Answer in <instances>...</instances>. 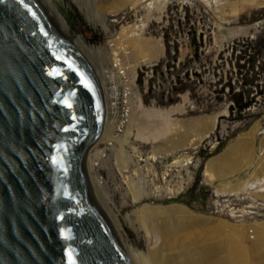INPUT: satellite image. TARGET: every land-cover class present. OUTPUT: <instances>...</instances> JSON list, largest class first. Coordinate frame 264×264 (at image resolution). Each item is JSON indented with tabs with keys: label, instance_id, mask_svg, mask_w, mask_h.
<instances>
[{
	"label": "rangeland",
	"instance_id": "1",
	"mask_svg": "<svg viewBox=\"0 0 264 264\" xmlns=\"http://www.w3.org/2000/svg\"><path fill=\"white\" fill-rule=\"evenodd\" d=\"M81 1L98 16L95 26L68 0L100 48L114 83V101L106 124L114 139L110 144L99 142L91 149L87 160L91 156L97 159L94 167L87 163V168L95 199L118 226L116 232L132 249L145 255L146 233L152 226L143 221L145 214L141 208L147 204L171 206L175 210L177 206L180 209L175 210L177 215L181 212L186 218L205 222L212 228V234L216 233L212 235L216 241L228 242L229 255H240L239 260L246 262L243 264H264V179L256 167L258 163L264 164V148L261 149L264 146V6L259 5L262 0H183V4H179L181 0H144L125 3L126 7L122 8L128 9L118 11H112L117 6H109L106 0ZM127 29L129 38L160 39L162 56L144 62L141 56L144 49L135 46L139 51L136 58L131 62L123 60L119 51H112L109 45L126 39L122 35ZM112 52L116 54L114 60ZM112 61L117 62L115 72ZM119 64L124 69H119ZM116 69L121 70V75L129 72L128 77H123L135 85L129 115L139 119V125L143 120L141 113L146 109L183 105L182 112L172 115L179 122L169 136L175 142L181 140L184 146L170 151L164 138L153 143L134 140L132 136L129 143L123 144L128 128L135 133L136 122L128 123L122 137L115 136L114 120L120 112L122 98ZM106 126L103 131L108 129ZM190 145L198 146V150L193 152ZM237 145L236 162L229 169L233 164L237 168L241 164L239 171L225 177L207 173L206 162L212 159L213 163H223L224 155L228 154L229 158V151ZM183 153L190 162L187 169L181 166ZM246 181L250 185L243 192L238 191ZM130 189L160 198L142 196L144 199L136 202ZM168 190L175 192L163 196Z\"/></svg>",
	"mask_w": 264,
	"mask_h": 264
},
{
	"label": "water",
	"instance_id": "2",
	"mask_svg": "<svg viewBox=\"0 0 264 264\" xmlns=\"http://www.w3.org/2000/svg\"><path fill=\"white\" fill-rule=\"evenodd\" d=\"M113 101L68 0H0V264H137L86 172Z\"/></svg>",
	"mask_w": 264,
	"mask_h": 264
},
{
	"label": "bare ground",
	"instance_id": "3",
	"mask_svg": "<svg viewBox=\"0 0 264 264\" xmlns=\"http://www.w3.org/2000/svg\"><path fill=\"white\" fill-rule=\"evenodd\" d=\"M72 1L79 7L81 12L84 14L86 19L89 21V24L95 26L96 22L98 20L97 19L98 16L94 13V10L91 9L86 3L82 2L81 0H72ZM106 1H107L106 3L109 6L110 5H114V7L117 6L112 11H118L120 9H123V10H127L128 9V8H122L123 6H125V3L129 2L130 4H136V3H140L141 1H144V0H106ZM181 1L179 2V4H183L184 1L183 0H181ZM259 5L264 6V0H262V2ZM147 7H149V4L147 5ZM111 8H113V7L111 6ZM217 18H218V15H217ZM139 29L141 30V28H139ZM128 32H130V30L127 29L122 35V37L126 36L127 37L126 39H124L122 41H118V42L113 44L114 47L116 49H118V51H119L118 53L121 54V55L120 54L119 55L123 58V60H125L126 62L127 61L131 62L134 58H136L135 55L139 51L137 52V48H135V46H138L139 48L144 49V51H145L144 53L145 54L141 55L142 59L144 58V62H150L151 59H157L158 57L160 58L162 56L163 51H162V47L161 46H163V45L161 44L160 39H156L155 40V39H149V38H147V39H145V38H139V39L138 38H129L128 37ZM135 35L139 36V34H136V33H135ZM117 44H119L118 47H117ZM98 50L100 52V48H98ZM114 55H116V54H114ZM139 55H140V53H139ZM143 56H145V57H143ZM122 58L119 59L120 63L122 61ZM116 61H118V60H116ZM114 64H115V67H116L117 62L114 61ZM123 65H124V62H123ZM123 65L119 64V66H120L119 69H124ZM117 72H119V71H117ZM120 72H121V70H120ZM120 72H119L118 75H121ZM128 73L129 72H126L123 75L127 76ZM123 75H122V77H123ZM134 75H135V73H134ZM182 106L181 105H176V106H172V107L166 108V109H155V108L146 109V110H144L141 113L142 114L141 117H142L143 120H142V124H140V125L137 123V120H138V122L140 121L139 119L135 118L134 116H130V120H129L128 123L136 122V124H137L136 128H135L136 131H135V133L132 134L131 130L128 128V130L125 132V136L123 138V142L122 143L123 144L125 142L129 143L128 139L130 138V136H132V137H134V140H138V139H142V140H146V141L150 140V141H153V143L158 142V140H156V139H159V138L163 139L164 138L163 139L164 141L163 140L162 141L164 142L165 145H167L166 147L170 148V151H172V149L174 150L175 147L184 146V144H182L181 140L180 141L178 140L177 142H175L176 139L173 140V138L171 136H169L170 133H173L175 131L176 125L179 122V120H177L176 118H172V115L174 113H176V112H182V110H183ZM129 114H130V111H129ZM257 124H258V122H257ZM258 125H260V124H258ZM106 127H108V126H106ZM101 132H100V135H99L98 140L96 141L95 145L97 143H99V142L102 143V142H106V141L108 142V144H110V142H112L113 139H114L112 134H111V128L108 127V129H106L105 131L102 130ZM95 145H93V147H91L87 151V154H86L87 155L86 156V172H87V174H89L88 173V168H87V163H89L90 168L94 167L93 164L95 165V163H96V162H94L95 158H92L93 156H91V155H90L91 159H89V161L87 160L88 157H89V152L91 151L92 148L95 147ZM234 145H236V144L234 143ZM238 146L239 145H237L236 148H232V150L229 151V158L227 156L228 154L224 155V159L225 160L223 161V163L222 162L213 163L211 161L212 159L210 161L206 162V171H207V173H209L211 176H214V177H225V176H227V175H229L231 173L236 172L238 169L243 167L241 164L236 163V164L239 165L238 168L233 164L232 169L231 170L229 169V167L231 166L233 161H235L234 160V158H235L234 156H236V152L238 150V148H237ZM129 147H131V146L129 145ZM191 147H190V149H191ZM263 148H264V146L261 149H263ZM133 150H134V148H133ZM184 150H186V148H184ZM196 150H198V146L192 147V151L193 152H196ZM118 152H119V150H118ZM262 153H263V151H262ZM95 154L96 153H94L93 155H95ZM121 154L122 153H120V155ZM153 154L154 155L156 154L155 150L153 151ZM185 154L186 153L181 154V156H182V160L181 161L183 162V165L181 164V166H183L184 169H187L186 166L190 162H188V158H186L184 156ZM232 154H233V156H232ZM97 155L99 156V154H97ZM193 155H194V153H193ZM189 156H191V154H189ZM189 156H187V157H189ZM121 157H123V156H121ZM117 158H118V156L116 157V159ZM183 158L186 159V160H184ZM189 158H190L189 160H192L191 157H189ZM96 159H95V161H96ZM119 159H120V157H119ZM195 159L198 160L197 158H194V160ZM197 163H198V161H195V165H197ZM247 164H248V162H247ZM122 165H124L123 162H122ZM243 165H245V164H243ZM250 165H251V163H250ZM257 166H258V169H259L258 170L259 173H262V175H263L262 178L264 179V164L258 163L256 165V167ZM117 169H119V168L117 167ZM119 170H120V172L122 171L121 169H119ZM111 176L113 177V175H111ZM88 178H89V175H88ZM93 181H91V182H93ZM260 181H261V179H260ZM89 182H90V179H89ZM94 184L96 185V182H94ZM248 184H249V182L246 181V183H243L242 185H240L237 188L238 191H242L243 192V190L246 189ZM223 186H224V184H223ZM177 190H179V188ZM131 191L133 193L132 195H133L134 201H136V202L138 200H141V198L144 199V197L148 198V197L152 196V198L153 197L160 198L159 195H158L159 196L158 197V196H155V194L142 195L141 191L138 192V191H135V189L131 190ZM174 192H175L174 190L173 191L168 190L166 192V195L164 194L163 196L167 197V195H171V193H174ZM142 196H144V197H142ZM146 205H144L141 208L142 213H144L145 215L141 214V211H140V214L142 216L144 215L142 217L143 221L145 223L151 224L150 226H152V228H150L149 230L147 229L148 233H149L150 230H151V232L153 231L149 235H148V233H146L147 231L146 232L144 231L146 233V235L148 236L147 237V239H148L147 254H145V255L142 254L140 251L136 250V248L132 249L131 246L126 243V241L124 240L122 235L120 234L121 235L120 236L118 234L121 237V239L123 240V242L125 243V245L127 246V248L130 250V252H131V254H132V256L135 259L137 264H243V263H246V262L242 263L240 261L241 258H242L240 255L239 256L238 255H234V254L229 255V245L230 244L228 245V242L227 243L226 242H220L219 239H217V241H216L213 238V236H212L214 234V231H213V234H212V228L210 229L209 228L210 226L208 227L206 224H204L205 222L203 223V222H201L199 220H193L191 217L189 218L188 216L186 218V216L184 217V215L183 216L180 215L181 212H180V214H178L181 217L178 216L176 214L178 212H176V211L180 210V209L177 206H176L177 209L175 208V210H176L175 211L174 209H172L171 206H170L171 208L170 207L169 208L168 207L167 208H164V207L162 208V206L161 207H156V206L152 207V206H148V205L146 206ZM173 207H175V206H173ZM172 210H174V212ZM106 216H107V214H106ZM109 216H110V214H109ZM107 218L109 219L108 216H107ZM111 220H113V219H111ZM111 220L109 219L110 222H111ZM113 222H114V220L111 222V224ZM139 223L141 224V222H139ZM113 224H115V223H113ZM115 226H117V225L115 224ZM115 226H113V227L115 228ZM117 228H118V226L115 229L116 231L118 230ZM152 229H154V230H152ZM143 230H144V228H143ZM262 233H264V231ZM263 235L264 234H262V236ZM258 236L256 235V237H258ZM259 240H262L260 238V236H259ZM254 244H255V242H254ZM256 245H257V243H256ZM262 245L260 244V247ZM258 249H256V251ZM261 253H263V252H261ZM257 261H259V260H257ZM262 261L264 262V255L262 257ZM257 264H259V262Z\"/></svg>",
	"mask_w": 264,
	"mask_h": 264
},
{
	"label": "built area",
	"instance_id": "4",
	"mask_svg": "<svg viewBox=\"0 0 264 264\" xmlns=\"http://www.w3.org/2000/svg\"><path fill=\"white\" fill-rule=\"evenodd\" d=\"M112 44H113V41L109 45V49H111L112 51H115V50L118 51V49H115V48L112 49L113 48ZM112 60H114V53H113ZM112 64H113V70H114V67H115L114 61H112ZM114 72H115V70H114ZM116 74H117V69H116ZM117 77H118V79L121 83V87H122V93H121L122 98H121V102H120V112L117 114V117L114 120L115 121L114 122V134L116 137L120 138L124 135V130L127 127L128 121L130 118V115H129V108L131 107L130 97L132 98L135 85H133V83L131 84L130 80L126 77H122V75L119 76L117 74ZM132 86H134L133 89H132Z\"/></svg>",
	"mask_w": 264,
	"mask_h": 264
}]
</instances>
